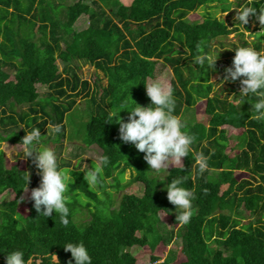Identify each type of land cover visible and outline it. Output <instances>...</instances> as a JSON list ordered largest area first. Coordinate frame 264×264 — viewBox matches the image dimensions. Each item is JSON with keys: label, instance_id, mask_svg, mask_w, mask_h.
Instances as JSON below:
<instances>
[{"label": "trees", "instance_id": "16d2710c", "mask_svg": "<svg viewBox=\"0 0 264 264\" xmlns=\"http://www.w3.org/2000/svg\"><path fill=\"white\" fill-rule=\"evenodd\" d=\"M202 6L219 8L227 18L207 14L202 21H189L188 14ZM247 6L255 9L251 17L264 12V0H0V143L19 145L25 133L38 127L41 143L53 145L67 137L70 126L68 138L95 145L109 157L95 182L99 191L88 181L92 161L85 173L81 163L68 169L70 162L60 161L72 177L65 227L59 214H37L31 200L24 211L20 203L15 205V194L19 198L25 192V172L27 188L40 184L32 180L35 154L31 164L7 167L0 151V264L17 249L25 253L27 264H48L47 253L56 255L59 264H74L64 249L70 242L83 243L92 264H136L131 247L147 245L152 252L174 237L173 229L167 237L159 230L165 216L177 228L182 256L178 259L170 251L161 259L150 252L143 264H264V121L253 119L256 97L236 107L239 80L220 82L235 56L234 49L222 48L252 47L264 54V28L249 41L245 31L250 17L243 27L235 18L236 9ZM233 32L237 42L229 41ZM219 49L213 68L193 63L201 50ZM57 60L64 62L61 71ZM160 61L173 73L158 80L174 88V115L195 137L192 151L182 159L183 169L170 166L164 179L150 171L134 145L120 140L119 125L106 121L125 100L150 105L144 83L155 78ZM85 64L95 68L89 79L78 72ZM38 85L46 92L41 94ZM204 98V117L186 120L185 109L192 112ZM78 99L86 100V109L76 124L70 116ZM120 115L127 121V110ZM69 119L76 129L81 123L82 136L73 133ZM56 124L62 125L61 133H43ZM238 129L236 145L242 149L231 156L226 148L231 132ZM199 154L207 157L203 173L195 161ZM126 170L131 178L122 184ZM239 171L248 177L238 179ZM179 177L195 193L191 219L184 225L167 199V184ZM134 183L141 185V192L121 193L115 205L117 192Z\"/></svg>", "mask_w": 264, "mask_h": 264}, {"label": "clouds", "instance_id": "9594fccd", "mask_svg": "<svg viewBox=\"0 0 264 264\" xmlns=\"http://www.w3.org/2000/svg\"><path fill=\"white\" fill-rule=\"evenodd\" d=\"M236 19L239 24L246 25L249 17L255 14L254 7L247 6L236 9ZM223 14L219 15V19ZM261 24H264V12L258 17ZM222 20V19H221ZM243 27V26H242ZM234 49L232 66L225 69V75L221 81L235 82L240 81L239 100L236 107L249 97H256L252 111L255 113L253 119L264 121V54H261L252 47L222 48ZM219 49L212 53H205L201 50L194 58L193 63L199 68H213L218 57ZM146 95L150 98V105L142 107L135 102L125 100L120 107L111 112L106 121L114 122L119 125V138L124 143H130L140 152L151 172L158 175L168 173L169 166L179 165L183 169L182 158L188 157L192 151L195 137L187 131L186 122L174 115L176 100L174 88L170 82L153 80L144 83ZM233 97V96H229ZM131 101H133L131 99ZM121 110H127V121L119 115ZM113 118L114 121H113ZM62 125L56 124L51 127L50 134L61 133ZM42 134L38 127L31 132L25 133L19 147L17 145L9 147V155L15 157L31 158L34 155L35 167L40 175V184L30 192V199L37 214L46 217H53V213L59 214L61 223L67 227L69 220L70 203L67 192L72 177L67 169L59 165L56 152L44 146ZM15 154V157L13 156ZM196 164L200 173L208 168L207 157L199 154L195 157ZM109 163L107 155H99L94 167L88 173V181L94 184L97 178L103 174L104 167ZM85 173V169H81ZM23 177L24 186L21 189L27 191L29 174ZM166 175H164L163 179ZM163 181V180H162ZM185 179L179 177L172 179L168 183L167 199L175 206L176 220L181 224L189 223L192 216V201L195 193L183 186ZM24 199L23 196L16 198L15 205ZM64 249L71 253L74 264H92V257L83 243H67ZM48 264H59L57 256L49 255ZM5 264H27L25 253L22 250H13L6 254Z\"/></svg>", "mask_w": 264, "mask_h": 264}, {"label": "rangeland", "instance_id": "374dc122", "mask_svg": "<svg viewBox=\"0 0 264 264\" xmlns=\"http://www.w3.org/2000/svg\"><path fill=\"white\" fill-rule=\"evenodd\" d=\"M60 1L69 3V2H72L73 0H60ZM120 1L124 4H127L131 0H120ZM221 13L223 14L221 19L222 20L226 19L227 18V12H220L219 8H216V7L202 6V7H199L197 10L190 12L187 16V19L189 21H192V22L202 21L207 14H211V15L216 16L218 18ZM84 25H86V23ZM263 28H264V24L260 23L257 16L256 17L250 16V28L248 31H245V36H246L247 40H249V41L252 40L254 38V34H257L258 32L262 31ZM237 38H238V36H237L236 32L229 34V41L237 42V40H238ZM222 58H224V56ZM57 63L59 66V70L61 71L63 69L64 62H62L61 60H57ZM94 70H95V68L92 65L85 64V65L81 66V69L78 72L81 74L82 77L89 79L91 77V72ZM154 75H155V78H153L151 81L158 80V77H160V78L163 77L164 79L168 80L172 77L173 73H172V71L168 65H163V63L160 61L158 63V65H156ZM37 89L41 94L43 92H46V90H47V88L42 86V85H38ZM229 99L237 102L234 97H230ZM85 102H86L85 99H78V102H77L76 106L74 107L73 112H71L72 115L70 117H72V119L74 120V122L76 124L81 119V114H82L83 109H86V103ZM143 107H145V106H143ZM204 107H205V100H200L198 103H196V105H194L192 107L193 108L192 112L194 113V115L192 114V112L187 113L188 111H190L189 108L185 109L186 112L183 111V114L185 112L184 116L186 117V120L194 119V116H195V118L204 117V115H203ZM119 115H120V112H119ZM72 119H69V121L72 124L71 127H72L73 133L75 135L79 136V134H80L82 136V132L79 130V129H81V123L79 124L78 129H76V128H74V126L76 124L74 122L72 123ZM65 130L67 133V137H64L62 141L55 142L53 145L47 144L46 147H49V148H52L53 150H56V154H57L59 163L61 160L69 161L70 163H68V166H67L68 169L74 168L76 164L81 163L80 169H85V172H86V168H88V166H89V161H92L95 164V161L97 160L98 156L101 155V150L95 145H91L89 147L84 146V144L82 143V141L79 138L78 139L68 138L69 133H70V126H67ZM50 132H51V127H48V128L46 127L43 131V133H46V135H49L50 137L54 136V135L50 134ZM240 132H241L240 129L234 130L231 132V136L229 138L230 141L228 143V147L226 148V152H228L231 156L234 153H237L238 151H240L242 149V146L236 145V143L238 142L237 141L238 136H239V134H241ZM8 146L12 147L15 145H12L8 142H1L0 143V151L4 152L5 163H6L7 167H9L10 165H13V164H18L20 167L24 166L26 163L31 164L29 162V158H24L22 156L21 157H15L14 153H13V156L15 158L12 159L9 155L10 149L8 148ZM233 146H234V149H231V147H233ZM17 147H19V145H17ZM33 159H34V157H33ZM31 166L33 168L32 180L36 179L40 183V175L38 174V169L35 167V163L33 162V164H31ZM173 166H179V165H173ZM163 175H160V176H163ZM236 175H237L238 179L248 177V174L246 172H240L239 171L236 173ZM130 178H131V171L126 170L124 172V175H123V183L122 184H127V181H129ZM111 181H112V179L107 180V182H111ZM91 186H93L94 188H96V190H98L95 183L94 184L91 183ZM31 190H32V188L29 186L27 188V191H25L23 194L24 199L20 202L21 211H24V206H26L31 200L30 199ZM124 192L139 194L141 192V185L138 183L130 184L127 187L125 186L120 192H117V195H115V200H116L115 205H117L119 197L121 196V193H124ZM86 214H88V213H86V212L82 213V219H85ZM245 214L247 215L248 213H245ZM87 217L88 216H86V219H87ZM161 222H162L161 223L162 226L161 225L159 226V230L161 231V233H163V236L167 237L168 236L167 235L168 230L173 229L174 230V237L166 244H165V242L164 243L160 242L152 252H151L149 246H147V245L140 246V247H137V246L131 247L130 248L131 252L139 260V263L137 262L136 264H143L144 261H146L147 258L149 257L150 252L155 253V255L159 256L161 259H163L165 256H167L168 252H170V251L176 252L178 254V256H177L178 259L182 256L181 252H180L181 238L176 235L177 228L173 225V223L170 220V217H168V216L163 217Z\"/></svg>", "mask_w": 264, "mask_h": 264}, {"label": "crops", "instance_id": "0c3cea01", "mask_svg": "<svg viewBox=\"0 0 264 264\" xmlns=\"http://www.w3.org/2000/svg\"><path fill=\"white\" fill-rule=\"evenodd\" d=\"M216 79H219V76H217V78ZM214 80V79H213ZM202 100H205V98L204 99H202Z\"/></svg>", "mask_w": 264, "mask_h": 264}, {"label": "water", "instance_id": "95a60500", "mask_svg": "<svg viewBox=\"0 0 264 264\" xmlns=\"http://www.w3.org/2000/svg\"><path fill=\"white\" fill-rule=\"evenodd\" d=\"M56 256V255H55Z\"/></svg>", "mask_w": 264, "mask_h": 264}]
</instances>
